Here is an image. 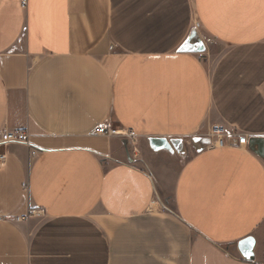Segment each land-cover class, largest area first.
<instances>
[{"label":"crops","instance_id":"1","mask_svg":"<svg viewBox=\"0 0 264 264\" xmlns=\"http://www.w3.org/2000/svg\"><path fill=\"white\" fill-rule=\"evenodd\" d=\"M7 130L0 264H264V0H0Z\"/></svg>","mask_w":264,"mask_h":264},{"label":"built area","instance_id":"2","mask_svg":"<svg viewBox=\"0 0 264 264\" xmlns=\"http://www.w3.org/2000/svg\"><path fill=\"white\" fill-rule=\"evenodd\" d=\"M26 2H27V0H20V5L22 7H25ZM198 26L199 25L196 23L195 27H198ZM216 130H219L220 134L222 133L221 129H216ZM96 133L99 135H103V136L120 135V136H123L125 139H129V140H133L136 137V133L134 131L127 130V129L125 130V129H122L118 126L109 127L107 125H100L96 128ZM28 138H29V135L24 130H7V131H4L0 135V144L17 142V143H22L24 145L30 146ZM237 142L240 145L247 144V136L246 135L238 136ZM215 144H216V141H215ZM223 144H225L224 140L221 139L220 144H218V145H223ZM37 153H38V151L36 149H34V148L30 149V154L32 156L36 155ZM1 157H3V155H1ZM31 213L33 214L34 211H31Z\"/></svg>","mask_w":264,"mask_h":264},{"label":"rangeland","instance_id":"3","mask_svg":"<svg viewBox=\"0 0 264 264\" xmlns=\"http://www.w3.org/2000/svg\"><path fill=\"white\" fill-rule=\"evenodd\" d=\"M191 40H192L191 43L193 50H195V52H197L200 57L205 59V61H208L209 55L207 56V54L203 53V51L205 50V45L203 43V39L201 38V36L197 33V35H193L191 37ZM216 129H221L222 131L221 134L223 136V140L225 143L227 141L226 140L228 134L227 131H225L221 126L217 124H211L208 127L203 128L201 131L197 132L195 135L189 137V139H187L186 142L188 143H186V145H188V148L190 149L188 150L187 155L194 153L198 150H201L203 148L214 145L215 141L218 140L213 133L214 130Z\"/></svg>","mask_w":264,"mask_h":264},{"label":"bare ground","instance_id":"4","mask_svg":"<svg viewBox=\"0 0 264 264\" xmlns=\"http://www.w3.org/2000/svg\"><path fill=\"white\" fill-rule=\"evenodd\" d=\"M214 135L217 137L218 140H216V144H220L221 139H223L222 135L220 134L219 130H214Z\"/></svg>","mask_w":264,"mask_h":264}]
</instances>
